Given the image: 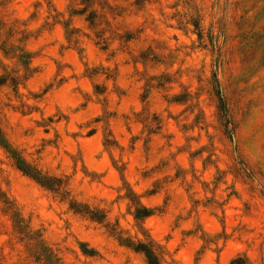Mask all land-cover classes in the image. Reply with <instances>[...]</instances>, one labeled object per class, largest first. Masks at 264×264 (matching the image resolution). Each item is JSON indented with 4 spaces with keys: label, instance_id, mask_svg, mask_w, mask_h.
Wrapping results in <instances>:
<instances>
[{
    "label": "rangeland",
    "instance_id": "374dc122",
    "mask_svg": "<svg viewBox=\"0 0 264 264\" xmlns=\"http://www.w3.org/2000/svg\"><path fill=\"white\" fill-rule=\"evenodd\" d=\"M140 246L264 264V0H0V264Z\"/></svg>",
    "mask_w": 264,
    "mask_h": 264
},
{
    "label": "trees",
    "instance_id": "16d2710c",
    "mask_svg": "<svg viewBox=\"0 0 264 264\" xmlns=\"http://www.w3.org/2000/svg\"><path fill=\"white\" fill-rule=\"evenodd\" d=\"M223 109L225 110V105L222 104ZM18 164L20 166V168L23 170H28L27 165H25V163L22 160H18ZM139 250H143L145 252L146 258L148 260V264H160L157 257L153 254V252L143 246L138 247Z\"/></svg>",
    "mask_w": 264,
    "mask_h": 264
}]
</instances>
